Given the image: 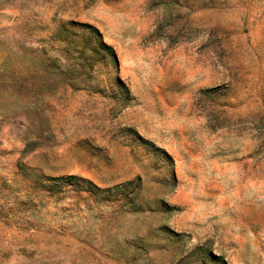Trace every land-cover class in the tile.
<instances>
[{"label": "rangeland", "instance_id": "obj_1", "mask_svg": "<svg viewBox=\"0 0 264 264\" xmlns=\"http://www.w3.org/2000/svg\"><path fill=\"white\" fill-rule=\"evenodd\" d=\"M0 264H264V0H0Z\"/></svg>", "mask_w": 264, "mask_h": 264}, {"label": "trees", "instance_id": "obj_2", "mask_svg": "<svg viewBox=\"0 0 264 264\" xmlns=\"http://www.w3.org/2000/svg\"><path fill=\"white\" fill-rule=\"evenodd\" d=\"M83 28H85V29L87 28L90 31H92L93 33H95L96 35L100 36L97 29H95L91 26L83 25ZM100 45L104 49L105 53L112 58L114 63H116L117 60H116L114 50L110 46L104 44L102 41L100 42ZM47 181L50 182L49 187H51V188H57V187H61L64 185H74L76 182H78V183L87 184L90 189H93L95 191H100L99 188L94 186L90 181L85 180V179H79V178H76L74 176H68V177L59 178V179L50 178V179H47Z\"/></svg>", "mask_w": 264, "mask_h": 264}]
</instances>
